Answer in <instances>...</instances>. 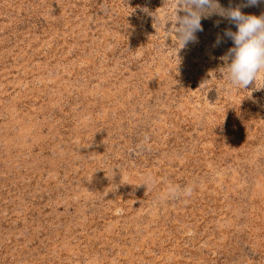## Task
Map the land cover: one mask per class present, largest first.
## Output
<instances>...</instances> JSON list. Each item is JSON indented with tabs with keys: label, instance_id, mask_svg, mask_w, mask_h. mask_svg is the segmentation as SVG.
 Returning <instances> with one entry per match:
<instances>
[{
	"label": "rangeland",
	"instance_id": "1",
	"mask_svg": "<svg viewBox=\"0 0 264 264\" xmlns=\"http://www.w3.org/2000/svg\"><path fill=\"white\" fill-rule=\"evenodd\" d=\"M237 7L264 15L210 0L184 44L190 0H0V264H264V74L222 69Z\"/></svg>",
	"mask_w": 264,
	"mask_h": 264
},
{
	"label": "clouds",
	"instance_id": "2",
	"mask_svg": "<svg viewBox=\"0 0 264 264\" xmlns=\"http://www.w3.org/2000/svg\"><path fill=\"white\" fill-rule=\"evenodd\" d=\"M210 0H190L191 11L188 17L180 21V37L185 44L194 40V33L200 28V15L204 11V5ZM249 6L264 3V0H247ZM227 18L233 21L237 31L226 32L234 47L229 49L228 54L223 57L226 66L227 80L232 87L246 88L249 84L258 81L264 74V15H246L239 7L228 10ZM149 179H151L149 177ZM169 192L173 195H191L192 189L186 187L180 189L178 186H171Z\"/></svg>",
	"mask_w": 264,
	"mask_h": 264
}]
</instances>
